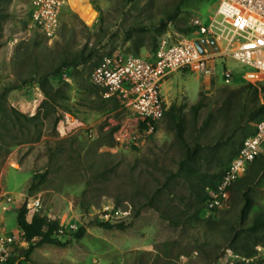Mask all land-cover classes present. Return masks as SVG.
I'll return each instance as SVG.
<instances>
[{"label":"rangeland","instance_id":"obj_1","mask_svg":"<svg viewBox=\"0 0 264 264\" xmlns=\"http://www.w3.org/2000/svg\"><path fill=\"white\" fill-rule=\"evenodd\" d=\"M30 1L0 0V200L11 198L5 213L0 205V218L8 230L18 231L16 210L25 203L27 220L64 218L75 228L57 235L64 246L43 244L29 259L35 264H228L227 249L244 256L243 247L253 246L245 230L255 217H264V173L243 190L234 187L216 211L200 196L205 181L225 168L252 131L257 119L248 115L261 103L264 75L224 56L209 62L210 75L181 69L164 79L166 108L183 107L184 140L201 145L190 167L182 164L184 147L164 115L141 132L140 119L119 99L85 90L101 57L117 51L149 57L162 40H191V17L214 12L217 1L88 0L90 7L85 0H70L51 40L33 25ZM71 60L80 63L60 77L52 74ZM224 69L232 73L227 82ZM43 76L52 99L36 82ZM111 97L119 102L116 107ZM199 101L204 107L195 114L191 106ZM243 192L251 206L242 215ZM103 207L121 211L108 220L126 227L99 226L106 220ZM28 246L21 244L10 261L25 264ZM253 249V261H231L264 264V245Z\"/></svg>","mask_w":264,"mask_h":264},{"label":"built area","instance_id":"obj_2","mask_svg":"<svg viewBox=\"0 0 264 264\" xmlns=\"http://www.w3.org/2000/svg\"><path fill=\"white\" fill-rule=\"evenodd\" d=\"M85 1L92 7L88 0ZM216 1L214 12L205 17H191L193 39L176 43L162 40L149 57L119 51L104 55L90 71V83L102 89L104 96L119 99L140 120L156 121L166 109L161 84L175 71L182 69L210 75L214 66L209 62L229 56L253 68L255 74L264 75V0ZM30 4L33 25L45 38L54 39L62 14L69 8L68 0H31ZM222 42H225L223 48L220 47ZM222 75L226 82L232 78L228 69H224ZM151 127L149 125V129ZM263 150L264 117L255 123L253 134L243 138L215 187H204L207 209H219L227 201L230 187L244 176L247 165ZM4 199L6 202L0 200L3 213L7 211L6 204L11 198L4 196ZM100 214L108 220L123 213L112 207H103ZM69 223H64V218L59 221L58 232L61 233L65 227L75 228ZM26 242L20 227L18 231L8 230L0 218V264H9L16 249ZM225 254L227 261L230 260L228 264H233L231 260L238 258L246 263L253 261V257H240L231 249H227Z\"/></svg>","mask_w":264,"mask_h":264},{"label":"trees","instance_id":"obj_3","mask_svg":"<svg viewBox=\"0 0 264 264\" xmlns=\"http://www.w3.org/2000/svg\"><path fill=\"white\" fill-rule=\"evenodd\" d=\"M184 1L185 0H181V3H183ZM190 32L194 34L193 27L190 28ZM79 63L80 62L78 60L63 61L62 64L58 66L57 69L52 74L54 76L60 77V75H62L63 72L68 71L71 68H76L79 65ZM36 82L42 94L44 95V97H46L47 99H52L53 94L51 92V86L49 84L48 76H43L42 78L38 79ZM89 84H90L89 87H94V88L90 89L87 86L85 90L96 92V93L98 92L104 93V91L100 89L99 87H96L92 83H89ZM260 95H261V103L253 111H251L248 115V119L250 120L257 119L256 122L264 117V84L260 87ZM111 99H113L114 107H116L119 102L114 97H111ZM203 107H204V103L201 101L191 106L195 114H197L198 111ZM182 109H183L182 106L176 107L175 105H170L168 108L165 109L163 115L168 120V128L174 130L177 140L181 142L184 147V158H183L182 164L190 167V165L193 164V162L196 160L201 150V145L197 141H195L193 145H188L186 141L184 140L183 120L181 118ZM202 124L206 125V122H203ZM149 125L155 126V121H151L149 119L139 120L138 130L141 132L147 131L149 129ZM254 127L252 131L246 136L253 134ZM239 147L237 148L233 156L236 154ZM227 165L222 171H219L218 173L213 174L209 180L205 181V184L202 186V194L200 196V199L203 202V204L206 198L204 187L206 186L215 187V185L220 181L222 175L224 174ZM263 173H264V150L259 154L258 157H256L251 163L247 165L244 176L238 179L230 187V191H232L234 187H236L237 189L243 190L242 188H245L246 186H251L256 180V178L262 175ZM242 197L244 198V207L242 209V215H243L246 213L247 209H249V207L251 206V200L248 197L246 192H243ZM216 210L217 209H212V211H216ZM27 212H28V209L25 203H23L22 205L18 207V209L16 210V224L24 232L25 240L29 243L27 250H25L23 253V261L25 264H35L29 259V254L32 252V250L35 247L41 246L43 244L64 246L66 244V241L62 242L57 236L59 234L58 221L48 220L45 217H40L36 215L33 216L31 220H27L26 218ZM98 225L104 228H107V229L113 228L114 226H118V228H121V229L126 227L123 223L114 225L111 223L110 220H105L101 222L99 221ZM83 232H84V228L83 227L79 228L76 233V236L81 237ZM245 233L252 238L253 246L243 247V252L245 255L242 257L250 258L251 254L254 253V249H253L254 245H257V244L264 245V217H255L252 220L251 225L245 230ZM11 262L12 261H10V263ZM12 263L14 264L15 262H12Z\"/></svg>","mask_w":264,"mask_h":264},{"label":"bare ground","instance_id":"obj_4","mask_svg":"<svg viewBox=\"0 0 264 264\" xmlns=\"http://www.w3.org/2000/svg\"><path fill=\"white\" fill-rule=\"evenodd\" d=\"M76 4H78V0H75ZM70 3V0H68V4ZM80 7H76V9H78Z\"/></svg>","mask_w":264,"mask_h":264},{"label":"water","instance_id":"obj_5","mask_svg":"<svg viewBox=\"0 0 264 264\" xmlns=\"http://www.w3.org/2000/svg\"><path fill=\"white\" fill-rule=\"evenodd\" d=\"M196 45L199 48V50L202 51L201 47L199 46V44L197 42H196ZM250 76H252V75H250Z\"/></svg>","mask_w":264,"mask_h":264}]
</instances>
